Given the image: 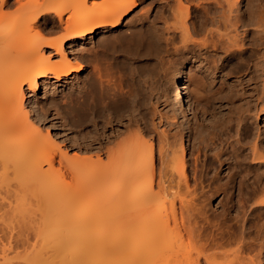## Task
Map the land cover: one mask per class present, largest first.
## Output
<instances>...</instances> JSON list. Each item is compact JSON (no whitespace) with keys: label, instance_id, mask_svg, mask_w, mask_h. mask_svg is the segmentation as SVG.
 I'll return each mask as SVG.
<instances>
[{"label":"bare ground","instance_id":"bare-ground-1","mask_svg":"<svg viewBox=\"0 0 264 264\" xmlns=\"http://www.w3.org/2000/svg\"><path fill=\"white\" fill-rule=\"evenodd\" d=\"M175 1L177 7H171L175 23L164 20L166 36L129 28L118 38L113 34L121 44L130 40L138 57H145L137 70L150 81L160 66L153 61L159 54L173 51L183 57L192 53L203 58L208 70L228 69L227 74L237 75L244 71L238 78L244 83L249 77L245 83L250 91L233 94L238 105L231 98L225 118L212 122L208 130L198 127V145L187 150L183 127L160 131L153 117L150 124L144 113L130 118L114 133L111 118L125 109L123 80L117 76L121 62L113 60L105 69L98 65V53L89 55L92 74L81 81L75 97L66 94L61 102L56 97L44 104L37 102L41 115L46 116L50 107L58 114L55 106L59 104L70 123L83 128L79 141L85 146L78 151L81 155L76 151L70 158V152L60 150L49 127L40 125V112L36 113L40 120L33 117L39 123L30 117L33 113L25 106L24 86L36 92L41 80L61 81L81 72L82 64L72 61L65 45L79 47L96 32L99 44L108 45L114 38L106 35L120 26L137 3L0 0V218L7 214L11 219L5 220L12 223L15 215H22L30 221L28 210L36 216L40 213L34 224L14 221L17 246L25 249L24 264H260L264 250V130H252V125L264 116V0ZM165 5L170 8V3ZM11 8H15L12 14L6 11ZM192 9L197 13L194 35L187 21ZM61 28L65 31L62 36L50 37ZM48 48L61 56L59 64L46 57ZM211 53L215 55L210 57ZM217 54L224 57L214 60ZM229 58L245 62L247 68H232L226 62ZM199 76L175 84L172 103L176 113L195 111L185 98L188 83L193 84L200 105L204 82ZM105 112L111 136L90 129L104 119ZM33 196L37 197L34 203L30 201ZM212 198H221L218 214L208 209ZM28 227L34 231L35 241L27 234ZM6 231L0 223V234L7 236L8 232L10 239L12 231ZM75 244L78 248L71 249ZM3 257L4 262L8 260L6 254Z\"/></svg>","mask_w":264,"mask_h":264},{"label":"rangeland","instance_id":"rangeland-1","mask_svg":"<svg viewBox=\"0 0 264 264\" xmlns=\"http://www.w3.org/2000/svg\"><path fill=\"white\" fill-rule=\"evenodd\" d=\"M23 1L25 2L26 0H23ZM89 1H90L89 5H91V3L94 1H97V3H99V2H102L103 0H89ZM135 1L137 3L136 6L132 10V12L129 14V16H127L124 19V21H122L120 26L116 30L108 33V35L105 34L106 36H109V37L112 36L114 38V40H113L114 44L117 42L115 44V46H118V47L114 46V44L112 43L113 41H110L111 43H109L108 45L106 44L108 47L111 45L112 49H111V47L107 48V46L105 44H104V46H106V47L102 46L103 44L102 45L99 44V41H100L99 40V37H100L99 32H96L94 34V38L89 39L85 44L80 43L82 45L79 47L73 46V45H70V47H69L70 43H67L64 47L67 55L72 59L73 62H75V60H77V63L79 65L82 64L81 67H83V70L79 73L73 72L72 75H70L68 78H61V81H57L54 78L47 79L48 80L47 82H44L43 80H41L40 83L38 84V87H39L38 91H36V92H31L29 90L28 86H24L25 106H27L28 109L32 110L31 112L33 113V114H30V117L31 118H33V117L38 118L39 115L37 116L36 113L39 114V112H40V117L42 118L40 121L41 122L40 125L41 126L43 125V127L45 125L47 127H49L50 131H52L53 137L61 143V144L59 143V147L61 148L60 150L61 151L67 150L66 151L67 153L70 152L68 155L70 158H72L75 155L76 151L78 152L80 148L85 146V145H82L83 140L79 141L82 139V137H80L81 136L80 134H81L83 128L81 129V128H79V126H76V128L77 127L79 128V129L78 128L76 129L68 120L67 115L64 114V112L59 108V104L57 105L58 108L55 106V109H57L58 111L60 110L59 112L57 110H55L58 112V114L54 113V109L52 107H50V109L47 112V115L44 116V113H42V115H41V111L39 109L41 106H38V103L40 102V103L44 104V102H46V100L50 97H54V98L56 97L55 99H57L58 102H61L63 100L62 98H64V96L66 94H72L75 97L79 91V87L81 86L82 82L86 81L88 79V77L92 74L91 71H92L94 65H93V63H91V61L88 60L89 55H94V54L98 53L99 54L98 65L105 68V69L110 67V63L113 62V60H115L116 62H121V65L117 69L118 72H117V70H116V72H117V74L120 72L117 76L123 80V87H122L121 92H122L123 100L125 102V109L122 110L121 112L114 113L113 117L111 118V121L113 123L112 125L114 128H116L114 133L117 132L116 130L118 128L123 129L124 126H126V124L129 123L130 118H134V119L140 118L142 116L141 113H144L143 115H145V118L147 119V121L150 122V124H151V122L154 120L153 123H155L158 126L160 131L167 128V130L171 129L174 132L178 128L182 129V127H183V132L185 134L184 135V144H185V147L187 148V150L192 149L194 145H198V140H196V138L198 139V135H199L198 132H199L200 127L208 130L209 129L208 127L211 126L212 122H214L215 120L219 121V120H221L227 116V114L229 112L228 110L230 109L228 107H231L229 101L231 98L236 99L233 97L235 96V94L237 95L238 91H240V92L244 91L243 93H246V92L248 93L250 91L249 90L250 89L249 83L248 84L245 83L249 77H247V78L245 77L247 80H244V83H243V81H241V79L238 78L239 75L245 74V73H243L244 71H241V74L237 75L236 72H234L235 74H233V73L227 74L228 69L226 71L224 70L223 72L208 70L207 65H205L206 62L203 60V58L198 57L197 55L195 56L192 53L191 54L186 53L183 57H181L180 54H179L180 56H178V54L173 53V51H169L168 54H166V53L159 54L157 57L158 59H156V60H155V58L153 59V61L157 63V64L156 63L155 64L158 66L160 65V66H159V68L157 67L158 68V70L156 69L157 71L154 70L153 74H155V75L152 74L154 76V79H153V77H152L153 80L151 79L152 84L153 85L155 84L154 86H152L150 83L151 80L149 81L148 78L143 76L136 68L138 66V64L140 63V61L145 60V57L144 58H141L140 56L138 57L136 48H134L131 45L130 40H125L121 44V42L117 41L118 40L117 38H118V35L121 34V31H123V29H126V28H129L130 30L131 29L132 30L139 29L141 31L144 30V32L146 30H149V31L152 30L151 32H157L158 34H161L162 36H166L167 32H165L166 30H164V28H165V24H164L165 21L164 20L166 19V21L168 22L169 25H172L175 23L174 17L172 18L171 7L175 9L177 7L176 6L177 3L175 0H135ZM168 3H170V8L165 5ZM186 4L183 3L184 7H187ZM244 5H245V3L241 4V8H243L242 10H244ZM6 11H8V13L11 12V14H12V13H14L15 8H11L10 11L9 10H6ZM80 15L82 16L85 14L81 13ZM195 15H197V13L195 14L193 12V9H192V10H190V15L187 18L188 28L190 29V32L192 34H193L194 28L196 26L195 25L193 28V22L194 23L196 22ZM131 20H133V22L131 24H129V22ZM56 24H58V22H56ZM47 26H48V24H47ZM48 28H50V27H48ZM130 30L128 33L124 32L122 34L123 35L129 34ZM64 32L65 31L62 28H61V30L58 29V32L57 33L55 32V34H52L50 37L51 38L60 37L64 34ZM110 34H112V35H110ZM113 34H114V36H115V34H117L115 36L117 38H115L113 36ZM195 37L197 39L196 35H195ZM178 41H179V37L175 40V42L177 43ZM119 46H120V48H119ZM49 51H51L52 53ZM44 52L47 53L46 57L50 58V61L52 64H55V63L59 64L62 61L61 56L57 55V54L55 55V52L53 50H50L48 48V49L44 50ZM135 52H136V54H135ZM249 54H250L249 52L246 53V56H248ZM134 55H135V57H134ZM213 55H215V53H211L210 57H212ZM159 57H160V59H159ZM220 57H224V55L217 54L216 56L213 57V59L219 60ZM78 60H79V62H78ZM226 62L231 63L232 68L238 67V69H236V70H239V69L245 70L247 68L245 62H241L238 59L229 58L228 61H226ZM226 62H224L225 65L227 64ZM220 64L221 63L219 62V65ZM156 74H158V75H156ZM189 75L190 76L191 75L192 76H199L200 75L199 77H201L203 79L204 88L202 90L203 91L202 93H203L204 97L202 99L205 103H203V101L201 99L200 105L196 104V95L194 93V86H193V84L188 83L189 88L185 90V92H186L185 98L188 101V104H192L193 108L195 106V111H191L192 113L188 112L185 114L177 112L178 113L177 114L176 110H175V106L172 103V94L174 91V87H175V84H181V83L188 82L189 77H190ZM128 76L131 79L128 78ZM132 77H133V79H132ZM67 79H68V81H67ZM146 79H147V81H145ZM157 79H159V80L157 81ZM130 80H131V82H130ZM144 82L145 83L147 82L150 84L147 85V83H146V85L144 86ZM45 83H47V87H45ZM250 83H252V82H250ZM131 85H132V87H131ZM150 85L152 86V89L154 88L153 91L150 90V88H151ZM140 86H142V87H140ZM242 87H243V89H242ZM155 88H156V90H155ZM139 90H140V92H138ZM170 92H171V94H170ZM233 94H234V96H233ZM133 95H134V97H133ZM128 97H130V98H128ZM207 98H208V100H207ZM213 98L215 99V101ZM236 100H235L236 105H238L239 101L238 100L236 101ZM35 103H36V105H35ZM196 107H197V109H196ZM45 108H46V106H45ZM45 110H47V108ZM51 113H52V115H51ZM60 114H62V115H60ZM55 115H56V117H54ZM152 117H153V120H152ZM166 117H167V119H166ZM107 118H109L108 112L106 114H104V119H101L98 121V125L96 126V127L99 126L98 128H96V127L94 128L91 126L90 129L92 131L97 129L98 130L97 132H99V130H100V132H99L100 134H105V131H106V135L111 136V133H112L111 130L112 129L109 125L106 124ZM36 119L33 118L32 120L34 121ZM38 119L40 120V118H38ZM38 119L35 121V123L36 122L39 123ZM159 119H161V120H159ZM161 121H162V123H164L163 125H162ZM175 124H177V127ZM170 125H172L173 127L172 126L170 127ZM189 126H190V128L191 127L192 128L189 129ZM256 127H260L264 130V116H262L258 120V123L252 125V130H255ZM43 131H45V130L43 129ZM74 138H75V140H74ZM76 140H77V142H75ZM156 148H157V146H156ZM60 150L59 149L56 150V154H57V158H58L56 161L59 160ZM63 152H65V151H63ZM157 158H159L158 148H157ZM203 159H204V157L202 156L201 160H203ZM56 164L57 165H55V168L59 170L61 166L59 165L58 162ZM62 168H63V166H62ZM65 169H64V171H62V169H61V172L65 173ZM73 185H75V184L73 183ZM36 199H37L36 196L30 197V201H32V202H33V200L35 202ZM220 200H221V198H215V199L212 198L210 200V202L208 203V209L210 211H212V210L216 211L215 214H218V212L221 211L220 205H219ZM34 211H36V210H34ZM33 213H37V211L33 212ZM39 214L37 213V216H36L35 214L31 213V210H28L26 216L28 215L27 219H29L30 221H28V220L27 221L34 224V222H35L34 220H36V222L40 220L38 218V216L40 217ZM233 214H235V212H233ZM9 216H10V214H9ZM15 216L16 217H13L11 215L10 217H13L12 219H14V221L16 219H18L17 221H19L21 225H24L25 222L27 223L25 218L23 220L22 215H15ZM7 217H8L7 214L2 215V218H0L1 226L3 228H5V231L10 230L13 233L10 232L12 235L9 233L10 239H8L9 236L7 234L8 233L7 231H6L7 233H5L7 236H5V235L2 236V233L0 234L3 237L2 238L0 236L1 237L0 238V252L2 253L3 251H7L6 253L5 252L4 253L7 256L6 258L8 259L7 261H5L6 262L5 263L4 260H1V258L5 259V257H3V256H5V254L4 255H3V253L0 254V264H8V263L9 264H24L23 260H24V256H25L24 255L25 249L22 246H20V247L17 246V243H16V234H17L16 223H14V221L12 222L15 225V228H14V225L11 223V220L8 221L11 218H9V217L7 218ZM6 218L8 220H5ZM32 221H34V222H32ZM56 221L57 220L55 218V222ZM214 221H215V219H214ZM21 225H19V227ZM32 227H33V225L30 228H32ZM30 228L28 229L27 234L30 236L31 241H35V237L33 234L34 231L32 232V230ZM210 228H211V226L209 227L208 232H209V230H212ZM13 234H14V236H13ZM12 236H13V238H12ZM6 237H7L8 241L6 240ZM76 248H78L77 244H75L73 246V248H71V249H76ZM26 255H27V253H26ZM203 261H204V259L202 258V262ZM260 264H264V250L262 251Z\"/></svg>","mask_w":264,"mask_h":264}]
</instances>
